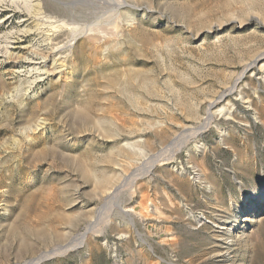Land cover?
<instances>
[{"label":"rangeland","instance_id":"1","mask_svg":"<svg viewBox=\"0 0 264 264\" xmlns=\"http://www.w3.org/2000/svg\"><path fill=\"white\" fill-rule=\"evenodd\" d=\"M0 1V264H264V0Z\"/></svg>","mask_w":264,"mask_h":264},{"label":"bare ground","instance_id":"2","mask_svg":"<svg viewBox=\"0 0 264 264\" xmlns=\"http://www.w3.org/2000/svg\"><path fill=\"white\" fill-rule=\"evenodd\" d=\"M6 1V0H5ZM11 2H12V4L15 2V0H10ZM9 1V3H11ZM22 3H24V4H28V3H30L29 1L27 2V0H20ZM1 2V1H0ZM15 3H17V2H15ZM20 3V2H19ZM1 6V5H0ZM31 6V5H30ZM10 33V32H9ZM18 37V36H17ZM11 39H13V37H11ZM19 39V38H18ZM13 40H15V39H13ZM1 48V47H0ZM29 52V51H28ZM54 52V51H53ZM39 55V54H38ZM5 56H6V54H5ZM60 57V56H59ZM57 64V63H56ZM31 67V66H30ZM34 67V66H33ZM44 67V65H43V62H38L37 64H36V66H35V68H36V70H41L42 68ZM32 68V67H31ZM248 68H250V66L248 65L247 66V68L246 69H248ZM43 70H44V68H43ZM42 71V70H41ZM234 86H235V84H234ZM234 86H232L231 88H229L226 92H224V93H222L221 95H219L216 99H213L212 101H210V103L208 104V116H207V118L205 119V121H204V124H206V123H208V122H210V120L212 119V117L215 115V112L213 111V112H211V110H212V108L213 107H215L216 105H217V103L219 102V101H221L224 97H226L229 93H231L232 91H233V89H234ZM218 113H223V114H226L227 116H229L230 114H231V111L229 110V109H221ZM200 128H201V126L200 127H198L197 129H196V133L197 132H199L200 131ZM194 131V130H193ZM192 131V132H193ZM194 133V132H193ZM195 134V133H194ZM152 164V163H151ZM148 167V166H147ZM149 168V167H148ZM120 187V186H119ZM117 190H115V192H116ZM114 196V195H113ZM111 200V199H110ZM119 206V205H118ZM119 209H120V212L121 213H125L126 212V209H124V208H121V207H119ZM258 220V219H257ZM131 222V221H130ZM223 227V226H222ZM89 228L90 227H88L83 233H81L80 234V237H79V239H78V241L76 242V244H79V242L81 241L82 242V240H84L85 238H86V236H87V234H88V232H89ZM224 228V227H223ZM224 230V229H223ZM224 239V238H223ZM76 240V239H75ZM73 242H74V240H73ZM72 242V243H73ZM75 243L74 244H70V245H64V246H62L60 249H59V251H62V250H67V249H70V248H73L75 245H76ZM77 246V245H76ZM58 251V252H59ZM42 257H44V255H41V256H39V257H37L35 260L33 259L32 261H30V263L29 264H34L38 259H40V258H42Z\"/></svg>","mask_w":264,"mask_h":264}]
</instances>
